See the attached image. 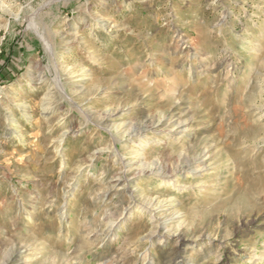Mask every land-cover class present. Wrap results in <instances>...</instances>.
Returning <instances> with one entry per match:
<instances>
[{
  "label": "rangeland",
  "instance_id": "obj_1",
  "mask_svg": "<svg viewBox=\"0 0 264 264\" xmlns=\"http://www.w3.org/2000/svg\"><path fill=\"white\" fill-rule=\"evenodd\" d=\"M0 264H264V0H0Z\"/></svg>",
  "mask_w": 264,
  "mask_h": 264
},
{
  "label": "bare ground",
  "instance_id": "obj_2",
  "mask_svg": "<svg viewBox=\"0 0 264 264\" xmlns=\"http://www.w3.org/2000/svg\"><path fill=\"white\" fill-rule=\"evenodd\" d=\"M145 127V126H144ZM144 127H141L140 129H139V131H142L143 129H144ZM146 128V127H145ZM201 155V154H200ZM200 157V156H199ZM193 159V158H192ZM197 159V157L195 158V160ZM200 159H201V157H200ZM201 161H202V159H201ZM193 162V161H192ZM193 163H195V162H193ZM202 163V162H201ZM186 164V163H185ZM189 164H190V162L188 163L187 162V165L185 166L186 168L187 167H189ZM184 165V164H183ZM203 166V165H202ZM185 167H184V169H185ZM189 169V168H188ZM197 169V168H196ZM202 170V169H201Z\"/></svg>",
  "mask_w": 264,
  "mask_h": 264
}]
</instances>
